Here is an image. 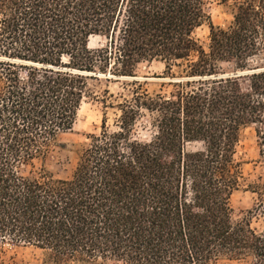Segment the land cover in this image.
<instances>
[{
  "label": "trees",
  "instance_id": "16d2710c",
  "mask_svg": "<svg viewBox=\"0 0 264 264\" xmlns=\"http://www.w3.org/2000/svg\"><path fill=\"white\" fill-rule=\"evenodd\" d=\"M205 2L0 0V241L42 249L41 264H264V228L253 226L264 183L251 186L241 220L231 202L244 128L255 126L264 153V65L254 64L264 61V0L236 2L227 26ZM207 20L204 45L195 33ZM153 60L168 76L178 69L169 93L139 81L129 95L103 90L105 106L118 99L116 128L103 118L73 174L27 168L98 97L92 81ZM146 115L155 134L141 140Z\"/></svg>",
  "mask_w": 264,
  "mask_h": 264
},
{
  "label": "rangeland",
  "instance_id": "374dc122",
  "mask_svg": "<svg viewBox=\"0 0 264 264\" xmlns=\"http://www.w3.org/2000/svg\"><path fill=\"white\" fill-rule=\"evenodd\" d=\"M243 0H206L205 8L210 17V21L216 26H227L233 20L234 5ZM210 26L207 20L196 30V37L207 45L209 42ZM106 43L102 36L94 39L92 45L97 48ZM261 56L254 64L264 65ZM225 71L231 72L232 65L223 64ZM166 65L160 60L140 63L134 76H115L108 74L110 79L100 75L99 81H92L91 87L97 92V96L85 98L78 111L76 122L69 132L61 135L59 142L43 157L36 158L33 165L28 169L36 172L46 171L58 178L70 177L79 160V153L84 144L90 141L89 135L99 133L102 129V120L106 116L107 126L114 130L115 121L119 118L120 110L116 108L117 98H109L108 101L114 102L113 107H107L103 103V90L108 89L111 93L117 95L124 93L130 94L131 83L139 81L143 90L154 95L157 93L167 94L173 86L170 82L179 79L177 68L176 75L168 76L165 72ZM102 93V94H101ZM150 117L144 116L137 124L136 136L141 140H149L155 134L151 126ZM238 158L242 161L244 179L242 187L232 195L231 202L234 210L233 218L235 221L241 220L246 216L257 197L252 191L253 184L264 183V153L260 147L255 126H249L243 129L241 140L238 146ZM253 226L264 228L263 219L253 220ZM44 258V251L33 245L24 243H14L9 240L0 241V264H41ZM103 264V263H97ZM104 264H124L123 262H107ZM220 264H240L238 262L224 261Z\"/></svg>",
  "mask_w": 264,
  "mask_h": 264
},
{
  "label": "water",
  "instance_id": "95a60500",
  "mask_svg": "<svg viewBox=\"0 0 264 264\" xmlns=\"http://www.w3.org/2000/svg\"><path fill=\"white\" fill-rule=\"evenodd\" d=\"M246 72H251V70H248V71H246ZM242 73H245V72L237 71V72L234 73V74H242Z\"/></svg>",
  "mask_w": 264,
  "mask_h": 264
}]
</instances>
